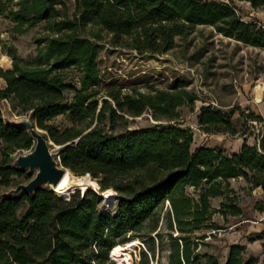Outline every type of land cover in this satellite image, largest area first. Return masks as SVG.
I'll return each instance as SVG.
<instances>
[{"label":"trees","instance_id":"16d2710c","mask_svg":"<svg viewBox=\"0 0 264 264\" xmlns=\"http://www.w3.org/2000/svg\"><path fill=\"white\" fill-rule=\"evenodd\" d=\"M72 1L70 15L66 0H0V14L12 21L13 35L41 22L44 30L27 58L6 44L11 68L0 67V100L10 101L59 145L62 166L96 178L98 192L112 188L116 208L103 210V197L90 187L68 197L46 187L33 195L6 190L0 196V264H115L110 249L134 239L144 246L134 264H164L160 252L165 248V264H257L243 245H229L223 262L200 247L205 230L221 228L216 214L224 219L243 214L231 179L264 191V139L256 136L253 145L245 140L235 153L205 145L192 150L193 132L183 126L179 111L183 106L192 110L197 99L187 82L122 92L103 83L97 58L104 41L163 55L197 25L264 48V28L242 18L232 0ZM237 1L253 9L264 6V0ZM147 112L154 123L131 129L135 118ZM60 115L73 125L53 124ZM197 121L203 133L242 137L251 135L249 121L263 118L251 111L245 115L238 106L226 111L208 104L200 107ZM0 139V185L9 188L23 173L12 166L11 154L32 149L34 142L27 130L6 123L1 114ZM219 197L225 201L213 206L211 200Z\"/></svg>","mask_w":264,"mask_h":264},{"label":"rangeland","instance_id":"374dc122","mask_svg":"<svg viewBox=\"0 0 264 264\" xmlns=\"http://www.w3.org/2000/svg\"><path fill=\"white\" fill-rule=\"evenodd\" d=\"M66 1L68 2V13L71 15L73 1ZM232 1L242 18L246 21L256 22L257 26H264L263 15L252 13V10L240 1ZM42 25L41 22L24 34L13 35L11 33L12 21L0 14V67L2 69L11 68V59L6 54V44L14 45L18 54L23 58L33 55L36 48L35 39L44 33ZM97 61L103 83L112 84L120 88L122 92H129L132 89L141 91L169 89L175 80L187 82L186 89L195 93L197 99L192 110L183 106L179 108V111L185 120L183 126L189 127L193 132L194 145L206 140L211 146H219L229 137L221 136V134H212L213 136L207 137L199 130L197 116L200 107L211 104L228 111L232 107L238 106L245 115L249 111L256 113L258 103L254 100L253 90L257 84H262L264 87V48H254L226 37L210 25H197L190 34L177 37L175 47L163 55L138 53L113 47L104 41ZM71 73L77 74L76 71H71ZM3 83L0 78V85ZM66 94L69 97L72 95L70 91ZM0 114L6 123H12L16 119L28 116L22 114L18 109H14L11 102L4 99L0 100ZM238 117L239 110L235 112L234 119ZM51 122L61 128L73 125L66 115L57 116ZM153 123L154 121L147 112L135 118V122L130 125V128L149 127ZM248 125L251 134L256 133L255 127L249 122ZM261 126H259V140L264 139ZM120 131L121 129L118 128L117 132ZM49 142H51V150L57 152L59 145L52 141ZM2 148L3 142L0 139V161L3 159ZM28 151H14L10 156L11 161H14L17 155L25 154ZM22 170L23 173L15 176L9 188L0 185V196L18 184L27 183L36 173V169ZM93 179L97 182L96 178ZM230 184L236 191L237 204L243 214L236 217L228 215L226 219L216 214L213 219L221 228L205 230L207 237L204 239L205 244L201 245L200 251L212 253L220 262H223L228 254V246L233 242L237 243L238 237L242 235L243 246L246 248L245 255H253L258 260L257 264H264V231L256 232L259 227L257 224L259 215L262 214L259 209H264V193H253L241 178L231 179ZM44 187L48 188V185ZM90 188L94 190V188ZM76 190H79L81 194L84 192L82 189ZM222 200L225 201L220 197L212 199L211 204L218 206ZM100 207L103 210L113 211L116 208V199L110 204L103 200ZM23 211L24 209H21L20 213L22 214ZM239 220L244 223L235 227L234 225ZM161 225L160 221L158 227ZM145 232L148 233V226L143 230V233ZM247 232L248 234L245 235ZM209 233L212 234L209 235ZM151 235L153 236L154 233ZM138 241L130 249L131 263L129 264H134L138 260L139 251L144 249L140 240ZM159 248L158 246L157 249ZM165 255L166 248L160 252L161 261L164 264L166 263ZM114 262L115 264H124L115 260ZM155 262L154 264H156Z\"/></svg>","mask_w":264,"mask_h":264},{"label":"water","instance_id":"95a60500","mask_svg":"<svg viewBox=\"0 0 264 264\" xmlns=\"http://www.w3.org/2000/svg\"><path fill=\"white\" fill-rule=\"evenodd\" d=\"M11 124L27 130L34 142L32 149L27 153L17 155L12 166L20 169H36V173L27 183L18 184L16 187L10 189L9 193L18 195L23 192L33 195L36 190L44 186H58L68 169L61 165L58 151L51 150V142L47 139L45 132L38 128L30 120L29 116L16 119ZM95 191L102 197L97 190Z\"/></svg>","mask_w":264,"mask_h":264},{"label":"bare ground","instance_id":"6f19581e","mask_svg":"<svg viewBox=\"0 0 264 264\" xmlns=\"http://www.w3.org/2000/svg\"><path fill=\"white\" fill-rule=\"evenodd\" d=\"M254 93V100L257 103H262L264 100V87L262 84H257L253 90ZM89 187L94 188L98 191V184L97 182L88 174L85 175H75L71 171L67 170L63 175L60 183L58 186L53 187L52 185L48 186V189L51 190L53 193L57 194L60 197H68L70 196L76 189H82L85 191ZM105 202L110 204L114 201L115 196L117 193L112 189L109 188L104 192H99ZM139 242L137 239L128 241L125 244H118L112 247L109 251L110 259L118 261L120 263H131V254L130 249L133 245Z\"/></svg>","mask_w":264,"mask_h":264},{"label":"crops","instance_id":"0c3cea01","mask_svg":"<svg viewBox=\"0 0 264 264\" xmlns=\"http://www.w3.org/2000/svg\"><path fill=\"white\" fill-rule=\"evenodd\" d=\"M240 2L245 4V6L249 7L252 10V13L257 14V15L261 14V15L264 16V6L261 7V8H258V9H253L248 2H244V1H240ZM254 48H256V47H254ZM255 114L256 115H260L263 118V121H260V123L262 124L261 128H262V130H263L262 132L264 134V125H263L264 124V100H263L262 103H258L257 112ZM204 135L207 136V137L208 136H210V137L213 136L212 134H206V133H204ZM221 136H229V135L221 134ZM245 140H246V142L248 144H251V145L255 144V142H256V133L253 132L249 136H242V137L241 136H237V135L236 136H229L228 139L227 138L225 139V142L219 144V147L224 148L228 152L235 153V152L239 151L240 147L242 146V144L244 143ZM193 145H194V141H193ZM201 145H205V146H209V147H215V146L209 145L208 142H206V140H205V141H203L202 143H200L198 145H194V148H196L197 146H201ZM251 191L253 193H259V194L261 192L264 193V191L260 187L252 189ZM258 220L259 221H258L257 224H258L259 227H258V229H256V232H260L261 233V232L264 231V209L262 211V214L259 215V219ZM242 223H244V221H240L239 220L234 226L236 227L238 225H241ZM248 232H250V231H248ZM248 232L245 233V235L248 234ZM252 232H255V231H252ZM242 239H243V237L241 235V237H238V240L236 241L237 243L233 242L232 244L244 245Z\"/></svg>","mask_w":264,"mask_h":264},{"label":"built area","instance_id":"2783aa9c","mask_svg":"<svg viewBox=\"0 0 264 264\" xmlns=\"http://www.w3.org/2000/svg\"><path fill=\"white\" fill-rule=\"evenodd\" d=\"M264 28V26H262ZM249 123L255 127L257 141H259V126H261V123L258 121H249ZM262 136V134H261Z\"/></svg>","mask_w":264,"mask_h":264}]
</instances>
